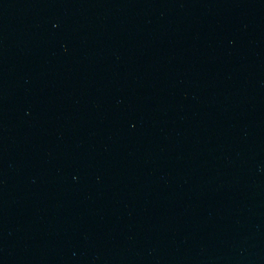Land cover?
Returning <instances> with one entry per match:
<instances>
[{
    "label": "water",
    "instance_id": "1",
    "mask_svg": "<svg viewBox=\"0 0 264 264\" xmlns=\"http://www.w3.org/2000/svg\"><path fill=\"white\" fill-rule=\"evenodd\" d=\"M0 264H264V0H0Z\"/></svg>",
    "mask_w": 264,
    "mask_h": 264
}]
</instances>
